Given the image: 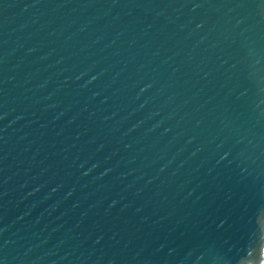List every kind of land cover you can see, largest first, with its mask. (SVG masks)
<instances>
[{
    "label": "water",
    "instance_id": "1",
    "mask_svg": "<svg viewBox=\"0 0 264 264\" xmlns=\"http://www.w3.org/2000/svg\"><path fill=\"white\" fill-rule=\"evenodd\" d=\"M0 264H264V0H0Z\"/></svg>",
    "mask_w": 264,
    "mask_h": 264
}]
</instances>
